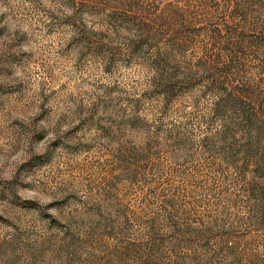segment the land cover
Returning a JSON list of instances; mask_svg holds the SVG:
<instances>
[{
	"label": "rangeland",
	"instance_id": "obj_1",
	"mask_svg": "<svg viewBox=\"0 0 264 264\" xmlns=\"http://www.w3.org/2000/svg\"><path fill=\"white\" fill-rule=\"evenodd\" d=\"M0 264H264V0H0Z\"/></svg>",
	"mask_w": 264,
	"mask_h": 264
}]
</instances>
